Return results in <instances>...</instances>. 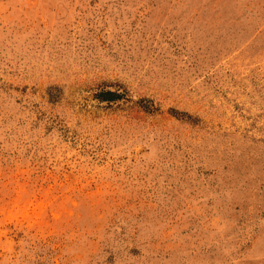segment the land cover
<instances>
[{
  "label": "rangeland",
  "instance_id": "obj_1",
  "mask_svg": "<svg viewBox=\"0 0 264 264\" xmlns=\"http://www.w3.org/2000/svg\"><path fill=\"white\" fill-rule=\"evenodd\" d=\"M0 264H264V0H0Z\"/></svg>",
  "mask_w": 264,
  "mask_h": 264
},
{
  "label": "trees",
  "instance_id": "obj_2",
  "mask_svg": "<svg viewBox=\"0 0 264 264\" xmlns=\"http://www.w3.org/2000/svg\"><path fill=\"white\" fill-rule=\"evenodd\" d=\"M99 96H100L99 97L100 101L108 102V103L113 102L118 99V95H116V93L109 92V91L103 92Z\"/></svg>",
  "mask_w": 264,
  "mask_h": 264
}]
</instances>
